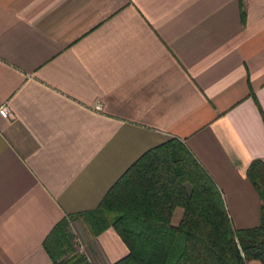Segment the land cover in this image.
I'll use <instances>...</instances> for the list:
<instances>
[{"label": "crops", "instance_id": "1", "mask_svg": "<svg viewBox=\"0 0 264 264\" xmlns=\"http://www.w3.org/2000/svg\"><path fill=\"white\" fill-rule=\"evenodd\" d=\"M1 106L0 264H51L54 226L171 139L235 230L259 224L247 169L264 160V0H0ZM78 219L91 264L127 255L114 229Z\"/></svg>", "mask_w": 264, "mask_h": 264}, {"label": "trees", "instance_id": "2", "mask_svg": "<svg viewBox=\"0 0 264 264\" xmlns=\"http://www.w3.org/2000/svg\"><path fill=\"white\" fill-rule=\"evenodd\" d=\"M247 178L260 202L259 224L235 230L222 196L176 140L144 153L108 190L98 207L57 223L43 246L51 264H91L76 252L70 221L83 217L94 237L112 228L128 253L113 264H264V160ZM176 208L183 209L177 226Z\"/></svg>", "mask_w": 264, "mask_h": 264}, {"label": "rangeland", "instance_id": "3", "mask_svg": "<svg viewBox=\"0 0 264 264\" xmlns=\"http://www.w3.org/2000/svg\"><path fill=\"white\" fill-rule=\"evenodd\" d=\"M75 224H71L69 228L70 232V239H71V244L74 247V250L78 249L80 246V243H83L87 239V230L85 226L83 225V221L80 219L74 221ZM76 252H78L76 250ZM79 253V252H78ZM82 254V253H81ZM88 260V259H87Z\"/></svg>", "mask_w": 264, "mask_h": 264}, {"label": "built area", "instance_id": "4", "mask_svg": "<svg viewBox=\"0 0 264 264\" xmlns=\"http://www.w3.org/2000/svg\"><path fill=\"white\" fill-rule=\"evenodd\" d=\"M0 116L4 119H12L13 114L10 112L7 106L0 107Z\"/></svg>", "mask_w": 264, "mask_h": 264}]
</instances>
